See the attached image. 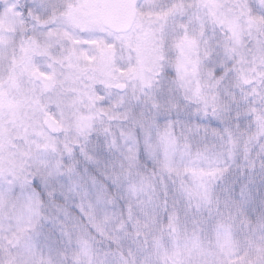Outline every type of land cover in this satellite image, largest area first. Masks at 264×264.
<instances>
[{"label": "clouds", "instance_id": "obj_1", "mask_svg": "<svg viewBox=\"0 0 264 264\" xmlns=\"http://www.w3.org/2000/svg\"><path fill=\"white\" fill-rule=\"evenodd\" d=\"M87 2L46 0L48 7L41 14L63 22L71 43L88 54L95 51L93 41L115 45L118 62L112 76L91 79L85 75L76 85L83 95L76 105L58 107L53 100H46L49 115L55 120L51 127L39 112L29 110L22 120L6 108L0 112V165L5 173L0 183L5 190L9 188L7 169L13 164H32L42 133L50 145L42 153L57 159L67 157L65 173H75L81 185L79 191L68 193L66 206L89 209L95 200L101 181L97 179L93 185L88 180L89 164L117 185L108 197L113 202L111 222L103 215L89 219V209L83 222L77 218L74 229L53 225L56 236L52 241L60 245L56 251L68 264H91L93 254L109 244L125 251L128 246H143L152 264H193L200 258L185 251V240L193 234L205 250L217 253L214 232L202 230L192 221L197 214L207 215V209L195 194L197 181L184 169L217 170L215 177L205 178L216 193L228 180L245 186L255 180L260 187L254 185L252 191L264 212V0H185L184 28L179 16L158 19V13L173 0H122L127 23L123 30L107 24L81 28L70 22L66 15L70 12L81 19L97 15L84 7ZM185 36L194 42L188 54L195 71L187 64L178 72L176 44ZM138 37L147 38L151 58L144 80L129 71L135 67V50L125 47L128 40ZM157 54L162 58L156 59ZM82 62L88 65L92 61L85 58ZM218 69H223L220 76H216ZM168 71L173 75L167 76ZM241 118H245L243 127ZM81 123L103 144L82 135ZM169 126L175 145L165 155L157 128ZM141 147L144 151L137 158ZM74 149L79 150L78 156ZM133 182L137 185L135 196L130 194ZM145 197L151 202L154 220L159 218L150 227L143 223L140 211ZM121 202L131 206L137 216L127 231L116 226ZM16 207L15 196L0 204V264H28V242L39 243L42 236L39 231L17 227L12 215ZM55 211V205L45 206L53 218ZM165 216L179 217L181 235L169 230L163 222ZM88 227L94 232L89 233ZM246 242L241 240L242 245ZM246 255L247 248L241 259Z\"/></svg>", "mask_w": 264, "mask_h": 264}, {"label": "snow or ice", "instance_id": "obj_2", "mask_svg": "<svg viewBox=\"0 0 264 264\" xmlns=\"http://www.w3.org/2000/svg\"><path fill=\"white\" fill-rule=\"evenodd\" d=\"M47 7L46 0H34L31 4L27 0H0V112L6 108L14 118L21 120L27 118L29 110L39 112L45 117L44 123L51 127L55 120L49 115L46 100H53L58 107L81 102L83 95L76 87L78 82L85 75H89L91 79L97 76H112L113 67L118 62V52L115 45L105 44L103 41L92 42L95 44L93 53L84 52L71 43L72 37L65 30L63 22L57 21L54 16L46 19L41 14V10ZM84 7L97 15L90 19H81L73 17L71 12L66 14L68 20L78 27H102L104 24L116 30L127 27L122 0H89ZM170 16H179L182 21L181 28L185 27V0H173L172 5L158 13V19L162 21H166ZM192 43L194 42L185 36V39L176 44L178 72L186 69L187 64H192L195 71V63L188 54ZM235 43L238 44L239 40ZM125 47L135 50V67L129 71L144 80V70L151 61L147 38L130 39L125 43ZM85 58L92 62L85 65L82 62ZM160 58L162 57L157 54L156 59ZM222 71L223 69H218L216 76H220ZM166 75L172 76L173 73L168 71ZM117 86L123 87L122 84ZM88 99H91V96H88ZM251 118L247 117L248 120ZM80 120L82 122L84 117ZM239 123L243 127L245 118H241ZM79 127L81 134L87 136L88 140L103 144V140L89 135L86 125L81 123ZM191 131L192 129H189V132ZM157 135L167 155L175 145L172 126L157 128ZM41 136L42 140L37 143V154L30 166L21 162L7 169L9 188L5 190L0 183V204L15 196L17 207L12 215L17 227L22 231H39L42 234L39 243L28 242V264H68L56 251L60 245L52 241L56 236V227L53 225L62 229H74L78 227L77 218L79 222H83L86 218L85 212L89 209V219L103 215L104 220L111 222L113 202L108 197L117 185L111 177L105 179L101 176L97 166L89 164L86 170L88 180L93 185H96L97 179L101 181L97 186L95 200L90 202L89 209L66 206L68 193L79 191L81 188L79 179L75 173H65L63 166L68 164L67 157L57 159L42 153L41 150L50 145L47 136L42 133ZM150 139L149 133L147 143H150ZM115 146L113 143V149ZM72 151L79 155L78 149ZM143 151L141 147L137 158L141 157ZM76 171L79 172L78 166ZM184 171L190 173L197 181L195 194L201 205L207 209V215L197 214L192 217V221L202 230L214 232L219 249L217 253L205 250L199 237L193 234L185 240V251L200 258L193 264H264V212L260 211L259 197L252 191L255 180L247 186L239 181L228 180L219 193H216L214 188L205 182V178L215 177L217 170L185 168ZM4 178V169L0 165V181ZM129 187L130 194L135 196V182ZM145 201L140 202V211L143 223L150 227L159 218L154 220L151 202ZM49 204L55 205L54 218L45 212V206ZM119 209V221L116 226L123 231L130 230L136 223L137 216L131 206L122 202L119 203ZM163 222L168 225L169 230L181 235L178 216H165ZM88 232L93 233L94 229L88 227ZM242 239H246V244L242 245ZM245 248L247 255L241 259ZM91 264H152V261L150 253L143 246H128L125 251L109 244L107 249L93 254Z\"/></svg>", "mask_w": 264, "mask_h": 264}]
</instances>
